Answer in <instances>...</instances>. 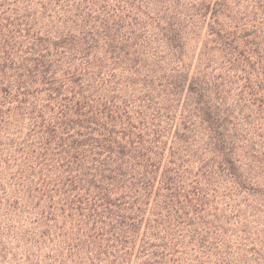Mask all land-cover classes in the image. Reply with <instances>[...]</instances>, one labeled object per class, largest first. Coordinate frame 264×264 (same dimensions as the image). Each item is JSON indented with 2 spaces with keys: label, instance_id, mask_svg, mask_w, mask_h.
Returning a JSON list of instances; mask_svg holds the SVG:
<instances>
[{
  "label": "trees",
  "instance_id": "obj_1",
  "mask_svg": "<svg viewBox=\"0 0 264 264\" xmlns=\"http://www.w3.org/2000/svg\"><path fill=\"white\" fill-rule=\"evenodd\" d=\"M10 255L264 264V0H0Z\"/></svg>",
  "mask_w": 264,
  "mask_h": 264
},
{
  "label": "rangeland",
  "instance_id": "obj_2",
  "mask_svg": "<svg viewBox=\"0 0 264 264\" xmlns=\"http://www.w3.org/2000/svg\"><path fill=\"white\" fill-rule=\"evenodd\" d=\"M192 44H193V47L195 48L196 41H192ZM10 218H12V217H10ZM8 224L11 225L12 224V220H10L8 222ZM14 246L16 247L17 243H14ZM16 249L18 250L19 248L16 247ZM0 264H21V263L19 261L13 260L11 255H10V256H8V258H6V260L3 259V258H0Z\"/></svg>",
  "mask_w": 264,
  "mask_h": 264
}]
</instances>
